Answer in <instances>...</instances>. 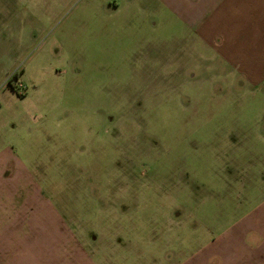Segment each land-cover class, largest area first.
Returning <instances> with one entry per match:
<instances>
[{"label":"rangeland","instance_id":"obj_1","mask_svg":"<svg viewBox=\"0 0 264 264\" xmlns=\"http://www.w3.org/2000/svg\"><path fill=\"white\" fill-rule=\"evenodd\" d=\"M148 1L137 16L139 0H0V157L81 234L161 237L126 264H164L158 253L174 247L180 264L207 241L196 243L202 220L168 222L173 193H191L190 210L211 193L226 200L239 172L253 188L264 176V85L155 82L153 59L169 64L179 26ZM205 209L211 221L239 214L226 201ZM226 255L220 264H263L264 245Z\"/></svg>","mask_w":264,"mask_h":264},{"label":"crops","instance_id":"obj_2","mask_svg":"<svg viewBox=\"0 0 264 264\" xmlns=\"http://www.w3.org/2000/svg\"><path fill=\"white\" fill-rule=\"evenodd\" d=\"M139 1L140 12L130 14L145 15L144 0ZM147 7L152 14L167 16L179 26L175 42L166 49L170 52L169 64L153 59V65L163 68L161 74H153L155 82L167 80L176 86L179 76H184L182 81L191 82L194 77L205 76L202 82L245 84L249 89L264 85V0H150ZM156 48L159 47L154 45L151 51H157ZM146 58L142 52L137 66L144 68ZM5 158L0 157V264H126L124 258L129 254L137 256L136 261L144 260L145 242L153 246L160 241L161 237L150 241L142 233L81 234L69 223L62 209L44 199L40 188L25 185L28 179L25 170L21 171L20 166L18 170L16 165L10 173ZM239 173L232 176L237 179L235 186L232 183L233 188L223 194L226 200L220 199L218 193H211L186 210L184 205L191 200L187 199L191 193H173L176 196L169 199L171 214L163 213L168 216L167 221L175 218L177 226L187 218L192 222L202 220L198 221L202 229L197 233L196 243H202V239L207 241L205 245H197L194 253L188 246V254L182 253L185 255L180 264H207L208 260V264H220L226 254L238 253L241 246L259 252L264 245V176H257L259 186L253 188L247 183L252 175L246 173L241 177ZM254 195L260 200L252 206ZM224 201L231 203L239 214L228 222L216 218L222 212L212 213L215 220L211 221L204 208L218 207ZM219 226L226 228L215 235L214 228ZM180 229L182 233L187 231ZM190 238L186 236L184 241L191 244ZM172 239L170 236L169 244L174 247ZM164 249L169 252L160 251L159 257L162 255L164 264H173L171 257L176 248ZM147 254L153 260L158 259L156 252L147 251Z\"/></svg>","mask_w":264,"mask_h":264},{"label":"trees","instance_id":"obj_3","mask_svg":"<svg viewBox=\"0 0 264 264\" xmlns=\"http://www.w3.org/2000/svg\"><path fill=\"white\" fill-rule=\"evenodd\" d=\"M17 73H13L12 75H11V78L13 77V78H17Z\"/></svg>","mask_w":264,"mask_h":264}]
</instances>
